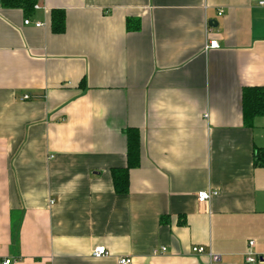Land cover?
Here are the masks:
<instances>
[{
  "label": "crops",
  "instance_id": "1",
  "mask_svg": "<svg viewBox=\"0 0 264 264\" xmlns=\"http://www.w3.org/2000/svg\"><path fill=\"white\" fill-rule=\"evenodd\" d=\"M260 1L36 0L30 25L0 7V261L246 264L250 241L264 254V117L241 111V90L264 87ZM127 129L139 165L119 195Z\"/></svg>",
  "mask_w": 264,
  "mask_h": 264
},
{
  "label": "trees",
  "instance_id": "2",
  "mask_svg": "<svg viewBox=\"0 0 264 264\" xmlns=\"http://www.w3.org/2000/svg\"><path fill=\"white\" fill-rule=\"evenodd\" d=\"M36 0H0V7L7 10H20L25 18L34 11ZM64 12L53 10L50 13L51 31L64 32ZM241 111L246 126L256 117H264V87H247L241 90ZM127 141L126 166L111 172L113 189L116 194L125 195L128 191V171L139 165V133L136 129L125 131ZM254 166L264 167V150L255 152Z\"/></svg>",
  "mask_w": 264,
  "mask_h": 264
},
{
  "label": "built area",
  "instance_id": "3",
  "mask_svg": "<svg viewBox=\"0 0 264 264\" xmlns=\"http://www.w3.org/2000/svg\"><path fill=\"white\" fill-rule=\"evenodd\" d=\"M260 6H264V0L260 1L258 3ZM222 15V11H219L218 12V16H221ZM31 22L29 21V19H26L24 20V25H30ZM34 26L36 28H40L42 27V24L41 23H35ZM218 48V43L217 41L215 40H210V41H207L206 44H205V47H204V51L205 52H208L210 50H214V49H217ZM24 100H27L28 99V96H24L23 97ZM205 118H207V114L204 115ZM217 193L216 192H212V191H201L199 193H197L196 195V200L198 203H206L208 202L213 196H215ZM254 247V243L253 242H249L248 243V246H247V250L246 252L244 253V260L246 262V264H254V263H264V254L262 255H256L252 252V249ZM165 250L162 249V252H164ZM192 252L196 255H203L204 254V249L201 248V247H194L192 249ZM156 253V252H154ZM108 253L105 249V247H97L93 250L92 252V257L94 258H100V257H105L107 256ZM207 256L210 260V262L213 264V263H216L218 262L219 260V256L217 255H214L210 252L207 253ZM12 260L11 259H4L2 261H0V264H12ZM118 264H131V260L130 259H127V258H123V259H120L118 261Z\"/></svg>",
  "mask_w": 264,
  "mask_h": 264
}]
</instances>
